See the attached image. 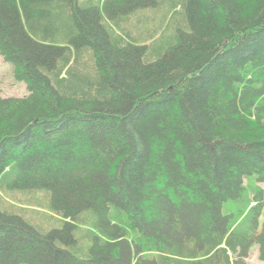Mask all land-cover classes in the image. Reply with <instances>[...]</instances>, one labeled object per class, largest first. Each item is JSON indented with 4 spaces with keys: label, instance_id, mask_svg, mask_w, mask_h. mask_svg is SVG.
Returning <instances> with one entry per match:
<instances>
[{
    "label": "trees",
    "instance_id": "obj_1",
    "mask_svg": "<svg viewBox=\"0 0 264 264\" xmlns=\"http://www.w3.org/2000/svg\"><path fill=\"white\" fill-rule=\"evenodd\" d=\"M0 57V264L264 262V0H0Z\"/></svg>",
    "mask_w": 264,
    "mask_h": 264
},
{
    "label": "rangeland",
    "instance_id": "obj_2",
    "mask_svg": "<svg viewBox=\"0 0 264 264\" xmlns=\"http://www.w3.org/2000/svg\"><path fill=\"white\" fill-rule=\"evenodd\" d=\"M12 72V67L9 65V63H6L2 60L0 57V97H24L28 94V91L26 90V87L23 83H17L13 80V77L11 75ZM24 211L23 214H26L28 217L27 219L32 218H39L42 219V215L47 216L44 213V211H38L36 206H31V205H22L21 206ZM38 209V210H37ZM25 217V216H23ZM261 222L260 221V228H261ZM246 264H264L259 259V254H258V246L257 245H252L250 248V253L249 256L246 260Z\"/></svg>",
    "mask_w": 264,
    "mask_h": 264
}]
</instances>
